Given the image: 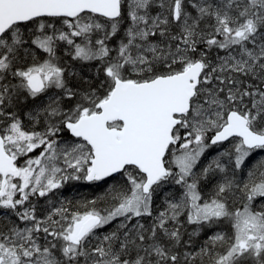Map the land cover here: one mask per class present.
Listing matches in <instances>:
<instances>
[{
  "label": "rangeland",
  "instance_id": "374dc122",
  "mask_svg": "<svg viewBox=\"0 0 264 264\" xmlns=\"http://www.w3.org/2000/svg\"><path fill=\"white\" fill-rule=\"evenodd\" d=\"M150 1L121 0L129 11L131 21L126 35L127 43L120 47L114 62L110 61L109 65L104 68L101 73L103 77L138 83L147 81L138 79V77L149 71V60L156 52V45L149 42L148 38L156 32H161L165 24L162 17L157 18L148 11ZM181 3L184 7L188 5H185V0H181L178 5ZM228 4L231 2H225V0H194L192 3L197 13L201 15L213 13L218 15L215 16L217 20L220 18L221 22L216 28L217 34L220 31L221 37L225 38L220 48L224 50V55L210 64L203 63V73L190 110L179 117L180 123L173 132V142L165 159L166 176L152 187L147 195L142 192L143 178L141 184L137 183L136 188L123 205L110 211L102 219L100 218L99 225L117 219L130 221L133 217L139 221L147 220L148 213L152 210L153 194L168 188L172 191L178 188L180 191L182 185H185V189L188 190L187 197L181 198L184 202L182 207H187L191 213L189 218L191 225L202 226L205 222L204 225L214 226L220 221L219 217L224 211L222 205L218 201H202L194 190L195 182H192L198 175L197 168H200V165L208 159L210 160L207 161L206 166L215 164L218 171H224V166L219 165L216 159H213L221 156L223 151L216 152L219 148H210L205 144V137L220 129L224 124L223 114L228 112V102L226 98L220 97L221 89L217 88V84H222L225 79H232L235 74L242 79L245 75L244 71L252 67L259 69L261 60L264 59V0H256L254 5L237 2L235 9H238V12L241 8L247 9L257 5V9L253 11L257 17L254 16L253 20L247 19L238 23L237 26L234 25L237 23L236 18H233L230 10L224 7ZM164 8L160 7L159 15H165ZM260 15L261 17H258ZM186 17L190 15L187 14ZM175 18L176 15L173 19ZM37 20L30 21L31 24L25 27H12L0 39V114L4 115V109L10 108L14 110L12 117L18 115L24 116L25 119H32L25 116L28 112L25 109L27 105H21L23 110L20 111V106L16 107L13 104L14 98L25 102L38 96L43 97L50 92V87L60 90L63 73L68 72L66 67L72 65L74 68L81 69L90 56L91 60L99 61L105 55L102 49L98 51L90 50L88 46L78 47L84 42L89 44L88 40H82L83 34L87 33L89 28L99 26V29H103L99 25L101 24L100 17L80 14L72 19L61 18L59 26L55 27L44 24L43 21L37 22ZM193 26L194 22H190L184 27L187 35L191 34ZM68 45L76 49L71 59L68 58V54L61 52V48ZM180 48L175 64L185 69L193 62L187 61L189 47L184 41ZM86 50L95 51V53L92 52L93 54L90 55ZM23 58H27L28 61L26 62ZM63 58L70 61L65 65L66 67L62 63ZM253 78L255 82L249 81L250 83L244 85L242 90L239 81L234 84L232 97L234 104L236 102V105L241 104L238 110L246 116L252 130L264 134V96L263 88L259 86L263 76L257 70ZM35 79L38 81L39 91L32 92L31 82ZM8 80L13 82L9 88L4 86ZM57 89L54 90L58 91ZM239 95L240 99H238ZM47 100L50 98L46 97V103ZM56 103L60 105V100L55 99L52 105ZM30 109L34 113H40L38 107L32 106ZM97 111L98 104L95 105L93 111L81 110L80 115ZM44 113L47 115L43 117L45 123L43 129L46 128L44 132H41L43 129L40 132L23 131L19 122L14 121L7 132L2 134L4 149L14 160L19 172L15 176L0 177V208L14 212L19 221L25 222L26 226L14 232L11 238L0 242V264H65L66 260L70 259L69 253L73 245L77 242L78 227L86 219L78 215L65 216L62 209H56L52 204L51 207L54 209L48 214V219L41 221L43 225L40 226L34 224L36 219L34 212L25 208V202L29 198H44L70 179L76 180L82 172L85 177L91 160L89 146L84 141L72 137L66 128H59L62 124L65 126L72 122L71 120L64 123L63 110L58 111V117H54L57 114L49 113L46 109ZM49 116L53 119L47 121ZM24 123L26 124L27 121ZM112 126L120 128V124L117 123H113ZM66 134L71 137L67 138ZM232 150L239 160L241 156L244 158L248 151L238 149V147ZM138 172L134 167L125 170L126 177L132 182L141 178ZM2 181L5 185L1 189ZM255 195L264 197V185L257 190ZM176 196L177 193H173V198ZM166 204L172 214H175L174 205L170 202ZM231 220V233L228 236L230 245L222 250L216 264H264V255L261 253L264 243V216L246 210L235 213ZM209 232L215 231L209 230ZM223 233V230L219 231L214 236L215 240L221 239ZM212 260L214 264L216 259Z\"/></svg>",
  "mask_w": 264,
  "mask_h": 264
},
{
  "label": "trees",
  "instance_id": "16d2710c",
  "mask_svg": "<svg viewBox=\"0 0 264 264\" xmlns=\"http://www.w3.org/2000/svg\"><path fill=\"white\" fill-rule=\"evenodd\" d=\"M180 1L151 0L149 2L148 11L157 18L158 16L162 17L165 24L161 32H156L148 38L149 42L156 45V52L151 55L149 60V71L139 76L138 79L148 81L157 76L172 75L182 71L183 67L175 64V60L178 59L179 49H181L180 46L183 45V41L189 47L187 61L200 60L210 64L224 55V50H220V48L225 42V38L221 37L220 31L217 34L216 28L221 22L220 18L218 20L215 18L218 15L213 13L201 15L192 6L194 0H185V5L188 4L186 7L182 3L178 5ZM226 1L231 2L224 7L230 10V15L233 18H236L237 23L234 25L237 26L238 23L257 17L253 14L257 5L247 9L241 8L239 12L238 9H235L237 2L254 5L256 0ZM160 7H165V15H159L161 13ZM187 14L190 17L187 18ZM175 15L176 18L173 19ZM39 21L55 27L56 25L59 26L61 18H40L37 22ZM190 22H194V26L191 34L187 35L184 27ZM30 24H22L19 27ZM99 25L103 27L102 30L99 29V26L91 27L87 33L83 34L82 40H88L89 44L84 42L78 47L88 46L90 50L98 51L102 49L105 54L104 57L99 61H94L91 60L90 56L81 69L74 68L72 65L67 68L65 65L70 61L65 58L62 59V63L68 71L63 73L62 89L50 87V92L43 96L44 98L49 97L50 100H47V103L42 101V105L38 102L35 103L34 106L38 107L39 114L32 112V109L25 113V116L34 118L39 127L45 124L43 119L46 115L45 109L49 113L57 114L54 117L58 116V111L63 110L64 123L73 121L80 116L81 110L93 111L95 105L104 100L111 91L114 79L107 76L103 77L101 73L110 61L114 62L120 47L127 43L126 35L131 21L124 2H121L120 14L116 18H101ZM61 49L62 53L68 54L69 59L76 50L72 45ZM90 50H86L88 54L95 53V51ZM226 50L228 51V49ZM23 59L28 61L27 58ZM260 66L262 67V60ZM261 67L259 69L252 67L250 70L244 71L245 75L242 79L235 74L232 79H225L222 84H217V88L221 89L220 97L226 98L228 102V111L239 109L241 105H236L237 102L234 104L232 97L234 84L239 81L242 90V87L247 83L255 82L253 77L257 70L264 78ZM6 73L8 74V71ZM15 75L13 76L14 80ZM6 83L4 86L9 88L13 82L8 80ZM52 86L55 87V85ZM259 86L263 88L262 94L264 96V84L260 83ZM63 93L66 94L63 95ZM51 98L60 100V105L59 103L52 105L54 100ZM240 98L239 95L238 99ZM13 104L16 107L20 106L19 99L15 98ZM5 113L10 112L8 110ZM223 115L225 120L226 114ZM21 118L24 123L26 119L24 116ZM47 118L53 119L50 116ZM59 128L65 129L66 127L62 124ZM42 129L41 127V129L33 130L40 132ZM45 129L41 132H44ZM213 133L211 132L205 137V144L209 145L210 148H219L216 152L223 151L221 156L213 159H216L219 165L224 166V171H218L215 164L206 166L207 161L210 160L208 159L200 165V168H197L198 175L192 182H195L194 190L199 194L202 201H218L222 205L224 211L219 217L220 221L216 222L214 226L212 224L204 225L205 222L202 223V226L190 224L191 213L187 207H182L184 202L181 200L182 197L188 195L185 185H182L180 191L178 188L175 191L168 188L155 192L151 199L152 210L148 213L147 220L139 221L133 217L130 221L117 219L99 225L100 218L102 219L104 215L123 205L136 188L137 183L141 184L143 176L139 172L137 174L141 178L134 182L126 177L124 171L116 176L91 183L84 181L82 172L76 177V180L70 179L44 198H29L25 202V208L34 212V218H36L34 224L40 226L43 225L41 221L48 219V214L54 209L51 207L52 204L55 205L56 209H62L65 216L78 215L80 218H87L90 215H98L97 225L81 241H77L73 245L69 253L70 259H67L65 264H213L211 261L214 258L216 259L214 264H216L222 250L230 245L228 236H230L232 227L231 217L237 212L246 210L264 216V197L255 195L257 190L264 185V149L248 150L245 157L241 156V160H239L232 148L238 147V149L244 150L240 141L231 139L225 144L211 146L209 140ZM66 137L70 138L71 136L66 134ZM173 193H177L175 198H173ZM167 202L174 205L175 214H172L171 209L167 208ZM25 226L26 223L20 222L14 212L0 208V242L3 239L11 238L14 232L23 229ZM209 230L215 232H209ZM221 230L224 231L223 237L217 241L214 236ZM223 253L225 252L223 251ZM261 253L264 255V243Z\"/></svg>",
  "mask_w": 264,
  "mask_h": 264
},
{
  "label": "water",
  "instance_id": "95a60500",
  "mask_svg": "<svg viewBox=\"0 0 264 264\" xmlns=\"http://www.w3.org/2000/svg\"><path fill=\"white\" fill-rule=\"evenodd\" d=\"M120 8V0H0V38L14 25L34 19H72L83 13L112 19ZM202 72L203 63L195 61L180 73L145 82L115 79L98 112L67 123L69 133L86 142L92 152L85 182L102 181L134 167L144 176L142 192L147 194L167 173L164 158L173 142V130L180 123L179 117L189 112ZM31 83L38 87L36 79ZM115 121L121 123L119 129L108 126ZM232 138L240 139L247 149L264 148V134L254 132L246 116L237 111L226 113L224 125L209 143L219 145ZM18 172L0 136V176ZM4 185L2 181L1 189ZM97 222L96 216L86 218L78 228L77 239L82 240Z\"/></svg>",
  "mask_w": 264,
  "mask_h": 264
},
{
  "label": "flooded vegetation",
  "instance_id": "af4514ba",
  "mask_svg": "<svg viewBox=\"0 0 264 264\" xmlns=\"http://www.w3.org/2000/svg\"><path fill=\"white\" fill-rule=\"evenodd\" d=\"M38 86H39V84H38ZM34 91H39V89H37V83H35L34 86H33L32 92H34ZM45 99L46 98H44L42 96L41 97L38 96V97H35V98H31V100H26L25 102L19 100V103H20V108L19 109H20V111H22L23 107L21 105L25 104V105H27V107L26 108L24 107V108L27 109V110H30V108L32 106H34L35 103H37V102H38V104L40 103L42 105L43 104L42 101H45ZM8 110H9V112L11 114L10 113H8V114L5 113ZM13 112H14V110L9 108V109H4V115L0 114V136L1 137H2V134L7 132V129L11 126V124L14 121H18L21 130L26 131V132H28V130H33V129L37 130V128L41 129V127L44 128L43 127L44 125L43 126L40 125L41 127H39V124L33 118L32 119H26L25 121H27V123L26 124L23 123L22 118L20 116H18V115L16 117H12L11 116L13 114ZM44 116H46V115H44ZM48 120L49 119H47V121ZM31 124L35 125L36 127H33Z\"/></svg>",
  "mask_w": 264,
  "mask_h": 264
},
{
  "label": "bare ground",
  "instance_id": "6f19581e",
  "mask_svg": "<svg viewBox=\"0 0 264 264\" xmlns=\"http://www.w3.org/2000/svg\"><path fill=\"white\" fill-rule=\"evenodd\" d=\"M261 70H262V72L264 73V59H262V67H261ZM261 84H264V78L262 79V81L260 82ZM231 111H237V112H240V113H242L241 111H239L238 109H236V110H231ZM88 233V232H87ZM86 233V234H87ZM86 234H85V236H86ZM84 236V237H85Z\"/></svg>",
  "mask_w": 264,
  "mask_h": 264
}]
</instances>
